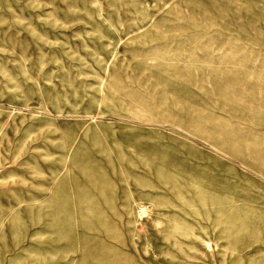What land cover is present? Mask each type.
<instances>
[{
    "label": "rangeland",
    "instance_id": "374dc122",
    "mask_svg": "<svg viewBox=\"0 0 264 264\" xmlns=\"http://www.w3.org/2000/svg\"><path fill=\"white\" fill-rule=\"evenodd\" d=\"M0 264H264V0H0Z\"/></svg>",
    "mask_w": 264,
    "mask_h": 264
}]
</instances>
